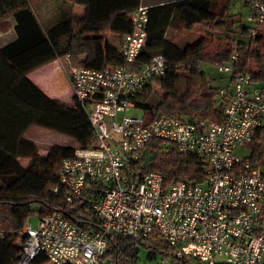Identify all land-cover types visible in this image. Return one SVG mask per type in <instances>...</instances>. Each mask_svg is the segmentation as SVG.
<instances>
[{
  "label": "built area",
  "instance_id": "built-area-1",
  "mask_svg": "<svg viewBox=\"0 0 264 264\" xmlns=\"http://www.w3.org/2000/svg\"><path fill=\"white\" fill-rule=\"evenodd\" d=\"M241 5L254 35L264 28V0H231ZM131 31L122 38L120 61L102 68L77 67L69 54L60 62L74 100L93 128L87 147H76L61 161L54 194L68 205L80 203L87 226L59 212L24 222L17 264H33L43 255L52 264H116L109 243L116 236L143 241L154 234L172 249L157 264H264V173L244 150L264 124V87L239 73L230 88H221L216 104L226 105L220 122L188 121L160 114L149 119L123 116L135 98L164 74L165 58L155 54L140 64L149 6L131 14ZM235 54L232 55V60ZM230 73L232 63L216 66ZM153 139L173 143L179 151L205 163L203 183L184 180L164 184L159 172L138 175L131 167Z\"/></svg>",
  "mask_w": 264,
  "mask_h": 264
},
{
  "label": "trees",
  "instance_id": "trees-1",
  "mask_svg": "<svg viewBox=\"0 0 264 264\" xmlns=\"http://www.w3.org/2000/svg\"><path fill=\"white\" fill-rule=\"evenodd\" d=\"M82 13H71L50 26L40 23L30 0H0V22L14 21L16 39L0 47V264H17L24 222L40 215L59 212L69 220L87 226L84 206L68 205L62 193L54 194L62 160L38 154L36 144L24 137L30 126H40L75 139L77 147H87L93 128L85 110L50 98L26 76L35 68L69 54L77 67L102 68L120 61L122 38L131 31V14L142 0H66ZM231 0H173L149 6L147 37L138 62L152 55L165 58L162 76L153 79L149 90L135 98V108L153 119L160 114L188 121L220 122L226 99L217 105L221 88H230L241 72L264 87V28L254 35ZM233 9L235 11H233ZM178 19L183 30L197 31L203 37L184 46L171 41L167 30ZM112 34V38L108 37ZM84 58H80L84 55ZM235 59L232 60V55ZM232 63L224 83L212 85L200 66ZM224 84V85H223ZM244 156L264 170V124L253 133ZM18 157H30L22 166ZM131 167L138 175L155 171L164 184L184 180L203 183L205 163L198 156L179 151L173 143L153 139L141 151ZM264 173V171H262ZM37 206V210L33 209ZM116 264H137L139 247L148 251L149 259L173 257L172 249L157 235L143 241L118 235L111 239ZM47 259L41 254L33 264ZM184 264H201L184 260Z\"/></svg>",
  "mask_w": 264,
  "mask_h": 264
},
{
  "label": "crops",
  "instance_id": "crops-1",
  "mask_svg": "<svg viewBox=\"0 0 264 264\" xmlns=\"http://www.w3.org/2000/svg\"><path fill=\"white\" fill-rule=\"evenodd\" d=\"M173 0H147L145 2L141 1L145 5H160L167 3ZM39 3L40 14H37L34 6H32L34 14L36 15L40 23H50L54 24L60 19L68 17L71 13H82V8L78 6H71V4L66 0H37ZM37 3V4H38ZM44 25V24H43ZM108 37L111 39L112 34H109ZM16 39V32L14 30V21L7 18L4 21L0 22V47ZM81 59L84 56L80 57ZM28 79L36 85L44 94L50 98L59 99L65 103L73 104V92L72 87L67 76L66 71L63 69L60 60L55 59L50 62H47L34 70L28 72L26 75ZM36 126H30L24 132V137L30 140H33L37 146L38 154L41 156L46 155L45 149L39 146V141L32 139L29 136L30 130ZM41 128V127H37ZM45 151V152H44ZM30 157H18L19 163L26 167L31 162ZM43 264V263H41Z\"/></svg>",
  "mask_w": 264,
  "mask_h": 264
},
{
  "label": "rangeland",
  "instance_id": "rangeland-1",
  "mask_svg": "<svg viewBox=\"0 0 264 264\" xmlns=\"http://www.w3.org/2000/svg\"><path fill=\"white\" fill-rule=\"evenodd\" d=\"M32 6H34L35 11L37 14H40L39 9V3L37 0H30ZM143 2L147 0H142ZM38 3V4H37ZM238 8V5L235 6ZM233 11H235L233 9ZM240 11L243 14V8H240ZM44 26H50V23H42ZM167 37L171 38V41H174L182 46L192 44L199 40L203 35H201L197 31H188L183 30L181 28V24L179 23L178 19H175L171 26L167 30ZM85 57L84 55H81ZM200 70L203 71L206 74L207 78H213L211 81L212 85H220L224 83V75L217 71V69L214 66H211L209 64H202L200 66ZM224 85V84H223ZM152 89V87H150ZM123 116H135V117H142L144 116V112L140 109L131 108L127 110H121L118 111L116 114V119L119 120ZM40 126H36L29 132V136H31L32 139H36L39 141V146L45 149L46 155L48 157H51L55 160H62L65 156L70 154L78 145L75 139H73L70 136L58 133L56 131L49 130L47 128H37ZM33 141V140H32ZM34 142V141H33ZM35 143V142H34ZM44 151V152H45ZM248 151L245 149L244 154H247ZM33 209L37 210V206L33 205ZM33 224L35 223V218L32 219ZM160 260V257L158 256L156 259H149L148 258V251L144 247H139V253H138V259L137 264H157ZM43 264H52L50 261H46ZM203 264V263H201Z\"/></svg>",
  "mask_w": 264,
  "mask_h": 264
}]
</instances>
